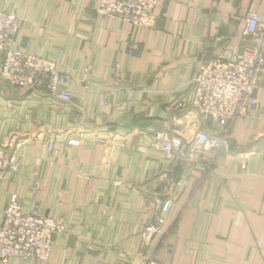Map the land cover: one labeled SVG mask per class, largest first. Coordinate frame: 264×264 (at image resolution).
<instances>
[{
  "label": "crops",
  "instance_id": "0c3cea01",
  "mask_svg": "<svg viewBox=\"0 0 264 264\" xmlns=\"http://www.w3.org/2000/svg\"><path fill=\"white\" fill-rule=\"evenodd\" d=\"M97 4L9 0L19 19L12 46L53 61L73 95L60 103L0 81V151L18 157L0 178V224L15 194L24 213L64 228L48 261L9 264H264L263 90L251 115L230 124L227 153L180 165L161 150L162 136L224 133L186 90L201 57L231 61L242 50L244 19L264 17V0H159L153 30L102 18ZM164 196L163 232L142 244Z\"/></svg>",
  "mask_w": 264,
  "mask_h": 264
},
{
  "label": "built area",
  "instance_id": "2783aa9c",
  "mask_svg": "<svg viewBox=\"0 0 264 264\" xmlns=\"http://www.w3.org/2000/svg\"><path fill=\"white\" fill-rule=\"evenodd\" d=\"M159 0H100L95 12L104 18H115L120 22L143 29H154L157 17L154 9ZM17 16L0 9V81L14 88L43 91L49 98L60 103H70L73 95L66 88L68 77L57 65L38 55L22 52L13 45L18 31ZM244 46L233 60L200 58L196 75L186 90L189 106L204 118H209L224 128L221 135H211L198 130L189 139L175 141L162 136L161 150L164 158L175 164H192L204 152L217 155L227 153L230 148L229 126L237 119L249 117L258 105L255 95L263 90L261 76L264 73V17L248 14L242 31ZM178 104L177 107H180ZM75 142L69 141V144ZM48 149L54 151L53 142ZM16 150L25 151L22 144ZM18 169L16 154L6 156L0 151V178H6ZM170 200L164 202L153 219L142 226L141 241L162 234L165 214L171 208ZM60 222L51 216L26 214L18 197L12 194L2 213L0 224V264H9L13 258L33 259L46 262L51 257L53 237L63 233ZM148 264H164L155 257Z\"/></svg>",
  "mask_w": 264,
  "mask_h": 264
},
{
  "label": "rangeland",
  "instance_id": "374dc122",
  "mask_svg": "<svg viewBox=\"0 0 264 264\" xmlns=\"http://www.w3.org/2000/svg\"><path fill=\"white\" fill-rule=\"evenodd\" d=\"M4 1V6H6V7H4L2 10H4V9H6V10H8L7 9V7H8V5H9V0H3ZM99 1L100 0H98V4H99ZM98 4H97V6H98ZM96 6V7H97ZM157 6H158V4H157ZM155 10V9H154ZM9 11V10H8ZM10 12H12V11H10ZM12 13H14V12H12ZM15 14V13H14ZM97 14V13H96ZM16 15V14H15ZM98 15V14H97ZM17 16V15H16ZM99 16V15H98ZM100 17H102V16H100ZM157 17V16H156ZM18 18V17H17ZM102 18H104V17H102ZM115 19V18H114ZM117 20V19H116ZM158 21V20H157ZM18 22H19V19H18ZM156 25H157V22H156ZM18 27H19V23H18ZM138 28V27H137ZM155 28H156V26H155ZM154 28V29H155ZM140 29H143V28H140ZM150 30H153V29H150ZM18 32V31H17ZM17 34V33H16ZM16 36V35H15ZM63 73V72H62ZM47 95V94H46ZM164 228V227H163ZM157 235H159V234H157ZM155 236V235H154ZM153 238V236L150 238V240ZM160 261H162L161 259H159ZM163 262V261H162ZM164 263V262H163ZM165 264V263H164Z\"/></svg>",
  "mask_w": 264,
  "mask_h": 264
},
{
  "label": "water",
  "instance_id": "95a60500",
  "mask_svg": "<svg viewBox=\"0 0 264 264\" xmlns=\"http://www.w3.org/2000/svg\"><path fill=\"white\" fill-rule=\"evenodd\" d=\"M166 199H167V196H164L163 198H161V206L160 207H162V205L164 204V202L166 201Z\"/></svg>",
  "mask_w": 264,
  "mask_h": 264
}]
</instances>
